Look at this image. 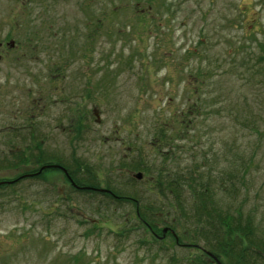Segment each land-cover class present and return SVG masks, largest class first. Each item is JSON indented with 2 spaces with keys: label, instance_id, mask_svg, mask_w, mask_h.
<instances>
[{
  "label": "rangeland",
  "instance_id": "374dc122",
  "mask_svg": "<svg viewBox=\"0 0 264 264\" xmlns=\"http://www.w3.org/2000/svg\"><path fill=\"white\" fill-rule=\"evenodd\" d=\"M13 115L20 138L0 133V264L209 262L170 234L154 240L132 204L204 248L203 187L264 244V0H0V129ZM48 153L128 200L73 191L51 169L19 178ZM158 171L174 193L157 192ZM234 242L242 262L264 264Z\"/></svg>",
  "mask_w": 264,
  "mask_h": 264
},
{
  "label": "trees",
  "instance_id": "16d2710c",
  "mask_svg": "<svg viewBox=\"0 0 264 264\" xmlns=\"http://www.w3.org/2000/svg\"><path fill=\"white\" fill-rule=\"evenodd\" d=\"M135 168L138 170H143L146 174L148 172V169L142 166ZM155 181V189L159 194H164V189L166 188L171 193H174L173 181H169L168 183L165 182L160 171L155 174ZM186 186L189 187L191 191H193L192 184L186 183ZM107 189L111 188L107 186ZM203 190V194L195 193V197L198 199V203L196 205V212L194 213V223L197 227H201L200 225L202 222V226H204V230H200V228L198 231L200 237L204 241V248H202L203 251L200 252L206 259L209 260V262H200V264H246L242 262L243 256L240 255V252L234 249V241L236 240V238L240 242V249L245 250L246 253H252L255 258H259L264 262V244L260 242L256 243L255 241L250 240L249 236L252 232V228L250 229L249 227L250 225H245V227L241 225L242 227H240L237 224L236 219L232 215L221 214V212L210 208L206 202V187H203ZM112 191L118 196L117 198H115L106 195L109 199H112L116 202H118V200L120 199L128 200V197L122 196L120 192L118 193L116 190ZM133 202L134 203L132 204L136 208L135 217L138 223H140L141 228L148 231L152 235L153 239L156 238L155 236L159 235V232L161 235L162 229L157 230L158 223L161 222V217L156 214L157 212H159L156 211L158 209L155 210L151 206H148L142 210L140 208H137L136 201ZM169 228L173 230L171 227ZM119 235H121V233H119ZM233 235H235V239H232ZM172 238L175 245L182 246L179 241H177L178 243H175L174 237ZM156 239L160 240L159 238ZM184 247L188 248L192 246Z\"/></svg>",
  "mask_w": 264,
  "mask_h": 264
},
{
  "label": "flooded vegetation",
  "instance_id": "af4514ba",
  "mask_svg": "<svg viewBox=\"0 0 264 264\" xmlns=\"http://www.w3.org/2000/svg\"><path fill=\"white\" fill-rule=\"evenodd\" d=\"M53 35L56 36V33L53 34ZM12 47H14V45H12ZM61 68H63V66L61 64H59L56 67H54V69H51V68L49 69L50 72L54 73V74H51L50 81L54 82V80H57V77H58V79L62 77V73L60 72ZM58 70H59V72H58ZM59 85H60V83H59ZM60 87H61V94H63V95L61 96V94H60V97L57 98V102H64L66 99H65V96H64V92H62V89H63L62 83H61ZM16 119H15V115H13L12 118H11V121H9L5 125H3V127L0 129V133L5 134L4 135V137H5L4 141L6 143H8V145L12 144L14 140L16 142V140L18 138H20V134H19L20 129L15 123ZM45 158L47 160L45 162V165L39 166L37 168V171H33L31 173L23 174L19 178H21V177L32 178V177H35V176L41 174L44 170L51 169V170H55V172L60 173V175L63 176L62 179L65 180L64 184H66V186L71 188L73 191L85 190V191H91L93 193L94 192H99V193H103L105 195H108L109 197L117 198L118 195L114 194L111 189L96 187L95 186L96 183H95V181L93 179L92 180H88V181L84 180V179H82V180L77 179L75 177L76 174L73 173V172H70V174H71L70 175L69 172H68L67 162L62 161L63 159L61 157H51V155L48 153ZM16 180L17 179L6 180V181H4V183L8 184L10 181H11V183H14L13 181H16ZM1 182L2 181H0V183ZM71 189H67V190H71ZM166 227L169 228L168 226H166ZM172 232H171V229H170V230L166 231L164 234H161L160 236H155V237L159 238V239H162V238H164L166 236V234H170L172 237H174L175 243H178L177 242L178 241L177 236L175 235L173 230H172ZM181 245L182 246H192L193 248H195L198 251H203V249L201 247H199L197 245H194V244H182L181 243Z\"/></svg>",
  "mask_w": 264,
  "mask_h": 264
},
{
  "label": "water",
  "instance_id": "95a60500",
  "mask_svg": "<svg viewBox=\"0 0 264 264\" xmlns=\"http://www.w3.org/2000/svg\"><path fill=\"white\" fill-rule=\"evenodd\" d=\"M9 45L12 46V45H13L12 42L9 43ZM93 114H94V116H95V117L97 118V120H98V113H97L96 110H93ZM141 177H142V174L139 173V172L133 174V178H135V179H137V180L141 179ZM166 231H167V228L162 229V233H163V234H164Z\"/></svg>",
  "mask_w": 264,
  "mask_h": 264
}]
</instances>
